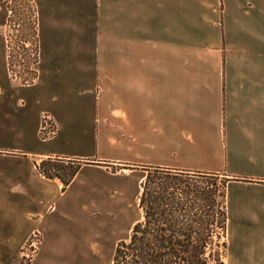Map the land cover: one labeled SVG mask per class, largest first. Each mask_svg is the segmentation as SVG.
Listing matches in <instances>:
<instances>
[{
  "label": "crops",
  "instance_id": "crops-1",
  "mask_svg": "<svg viewBox=\"0 0 264 264\" xmlns=\"http://www.w3.org/2000/svg\"><path fill=\"white\" fill-rule=\"evenodd\" d=\"M70 2L41 5L63 20ZM106 2L120 57H107L102 38L92 49L67 41L64 25L46 26L41 89L0 92V264L112 258L124 212L140 203L145 165L223 178L225 262L264 264V0ZM78 50L94 58L78 59ZM45 110L58 123L46 144ZM63 131L73 139L60 141ZM44 159L82 165L64 188L38 170ZM35 231L43 242L23 263Z\"/></svg>",
  "mask_w": 264,
  "mask_h": 264
},
{
  "label": "trees",
  "instance_id": "trees-1",
  "mask_svg": "<svg viewBox=\"0 0 264 264\" xmlns=\"http://www.w3.org/2000/svg\"><path fill=\"white\" fill-rule=\"evenodd\" d=\"M63 161L44 159L36 165L45 176L60 178L66 188L82 162H69L66 167ZM146 170L139 196L143 218L128 239L118 242L112 264H226L224 191L193 196L185 188L186 177L193 174L149 165Z\"/></svg>",
  "mask_w": 264,
  "mask_h": 264
},
{
  "label": "rangeland",
  "instance_id": "rangeland-1",
  "mask_svg": "<svg viewBox=\"0 0 264 264\" xmlns=\"http://www.w3.org/2000/svg\"><path fill=\"white\" fill-rule=\"evenodd\" d=\"M46 1L49 2V0ZM67 1H71L69 5H66L67 18L62 20L56 17H52L51 11V13H46L44 15L41 0H33V2L32 0H0V49H3L4 60V64L0 68V79L2 80H0V92L7 89L13 92H17L18 90L24 91L41 89L43 85L42 78L44 71L43 60L45 58V53H48L46 52V50L45 52L43 51V45L45 48L49 41L48 35L43 30L46 26L51 28L58 26L59 24L61 26L64 25L67 29V41L87 43L92 46V49L94 47V44H96V42L100 41L99 39L102 38L107 48L109 47V50L106 51L107 57H120V51L113 49V45H115L113 32L117 29L112 26V19L108 18L106 15V11L108 10L106 2L107 0ZM196 6L195 9H197ZM10 11L12 12L10 13ZM70 12L72 13L71 16ZM118 29L120 31V26ZM7 53H9L11 56L10 59H8L10 61L9 69L6 59ZM93 53V50H78L77 52H75V57L78 59H92L94 58ZM32 54L34 55L32 56ZM38 61L41 62L39 65V77L35 82H32L31 79H34L36 77V72L35 70H32L31 67L37 68L36 66H38ZM10 70L13 71V74L15 71H17L19 75L23 77L22 83H24V85L15 82L9 76ZM26 80L29 82H27ZM42 104H45V101H43ZM40 105L41 104H36V106L38 107ZM47 111L51 112L50 110ZM84 115L88 119L94 117L90 109H87L84 112ZM2 132H4V130L1 128L0 138H2L1 136L4 135ZM5 133V137L9 140H13L16 138L17 132L8 131ZM72 134V132L63 131L58 139L60 141H68L70 139H73ZM39 140L41 139L39 138ZM49 141L41 142L46 144V142ZM63 165L66 167H70V165L68 164ZM143 169L145 170V168ZM186 179L188 180V182L185 184V188L191 191L193 193V196L202 195L204 197H207L211 191H215L217 193L219 189L224 191V179L217 175L193 174L192 177H186ZM194 201L196 203H200V201L195 198ZM141 218L142 210L139 208L136 198H133L129 210L124 212V227H122L121 231L115 230L114 232L115 247L117 246L119 241L128 239L134 222ZM25 249L26 244L21 250L20 261L23 263H31L24 256ZM112 261L113 257L97 260L98 264H112Z\"/></svg>",
  "mask_w": 264,
  "mask_h": 264
},
{
  "label": "built area",
  "instance_id": "built-area-1",
  "mask_svg": "<svg viewBox=\"0 0 264 264\" xmlns=\"http://www.w3.org/2000/svg\"><path fill=\"white\" fill-rule=\"evenodd\" d=\"M32 2H33V0H32ZM0 7H1V5H0ZM11 12L12 11H10V13ZM33 55L34 54H32V56ZM39 56H40V54H39ZM10 57H11L10 54L7 53L6 59H7L8 69L10 66V61L8 59H10ZM40 63H41L40 61L37 62V65H38V66H36L37 68L31 67V69L35 70V72H36V77L34 79H31L32 82H35L39 77V72H40L39 65H40ZM25 75H27V74H25ZM9 76L15 82H17L21 85H24V83H22L23 77L21 75H19V73L17 71H15L13 74V71L10 70ZM27 82H29V81H27ZM57 133H58V123H57V120H56L55 116L53 115V113H51L47 110L42 111L41 117H40V126L38 129V136L41 139V141H49V140L53 139L54 137H56ZM42 242H43V235L40 231L33 232V234H31V236L29 237L28 241L26 242V249H25L24 256L30 262H32L35 259V256L37 255Z\"/></svg>",
  "mask_w": 264,
  "mask_h": 264
}]
</instances>
